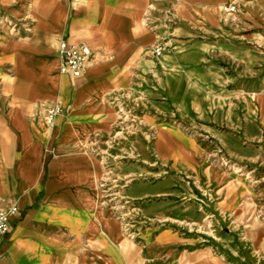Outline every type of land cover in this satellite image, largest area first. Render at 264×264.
Masks as SVG:
<instances>
[{
	"label": "crops",
	"instance_id": "crops-1",
	"mask_svg": "<svg viewBox=\"0 0 264 264\" xmlns=\"http://www.w3.org/2000/svg\"><path fill=\"white\" fill-rule=\"evenodd\" d=\"M62 39L91 49L82 78L61 73ZM160 44L168 47L155 55ZM260 70L264 0H0V207L15 198L20 208L0 239V264H243L240 231L257 227L245 216L264 212L246 200L264 192L214 160L213 144L264 160V145L242 148L222 129L264 132V79L249 84L256 91L244 121L237 102L246 94L229 90ZM56 99L65 111L49 129L39 113ZM147 103L209 133L201 143L159 126L162 164L190 180L132 183L135 169L122 164L105 176L108 154L141 147ZM165 190L187 199L192 223L211 217L216 234L176 228L168 215L141 232L130 198ZM253 245V264H264Z\"/></svg>",
	"mask_w": 264,
	"mask_h": 264
},
{
	"label": "rangeland",
	"instance_id": "rangeland-1",
	"mask_svg": "<svg viewBox=\"0 0 264 264\" xmlns=\"http://www.w3.org/2000/svg\"><path fill=\"white\" fill-rule=\"evenodd\" d=\"M153 49H155V47H153ZM240 78L243 80L240 81L238 85L230 86L229 90L239 89L242 90L243 94H246V97H242V99L237 102L240 115L244 121L249 108V103L247 100L248 98H253L256 91V88L251 87L249 84L253 81L264 79V70L258 71V74L256 75L242 76ZM245 80L248 81L244 82ZM149 85L151 87L153 86V84ZM142 99L143 96H141V100ZM152 101L153 100L150 98L149 102L152 103ZM147 104L149 107H144V105H141V128L138 132L140 134L139 136L141 137V147L139 149H135L132 146L130 148L124 147L125 150L119 149L117 153L113 152L108 154V161L105 163V176L109 174V177H114V175H116L115 170L119 169L118 166L122 164L124 167L135 169L129 172L133 175L132 178L128 179L132 183L141 182V184H155L159 180H163V176L176 179L177 182H185L190 180V174L184 170L181 171L174 169L171 165L172 162L168 163L167 165L162 164L164 160H162L160 156L159 147L157 145L160 136L159 126H161V124H165L175 127L178 132H182L186 136L197 137L201 143H203L205 140H208L206 134L209 135V133H205L206 131L201 130L200 127L192 126L190 120L183 119L179 114L172 115L170 113H163L151 107L150 103ZM222 129L224 132L230 133V135L236 140H239L242 148H259L264 145V132H261L260 135H257L255 138H251L244 134L245 132L243 127L235 130H231L226 127H222ZM211 139H213V137H211ZM213 146V149H215L214 160L221 161L228 169H231L233 172L239 175L248 177L249 181L256 182L254 187L257 193L261 191L264 192V160L258 163L247 160H239L229 156L221 144H213ZM218 147L222 148V150H220ZM128 177H130V175H128ZM139 187L144 189V187L141 185H139ZM253 192L254 191H252L251 194H253ZM11 199H13L14 202H11L10 204L18 206L16 199ZM2 200L6 199L3 198ZM130 200L132 201L130 205L131 207H141V216L139 218V223L141 222V232H144L147 228L157 229L156 227L158 224L162 223L164 220L166 223L170 222L169 220L172 218H158L159 215H168L175 218L172 220H175L174 224L176 225H174V227L176 228H182L184 231H187L185 226L191 227L192 225V230H194V232H197L196 230H201V232L205 234H216V231H213L214 225L210 221L211 217L209 220H205V217H201L198 219V223H192V216L188 213V211L185 210L184 206L187 202V199L185 197L174 195L168 190H165L160 194H141L140 198H136V200L130 198ZM246 201L250 203L252 208L255 210L258 205H264V195H262V198L259 200H253L249 198ZM250 205L248 204L247 207ZM35 207L38 206L36 205L34 208ZM247 213L248 215L245 216L246 221L253 224L257 222L255 223L257 224V227H255L253 230H248L247 234L246 232L240 231L242 238H244L241 239L243 244L241 245L240 256L243 258V264H253V244H256V246L259 245L257 249L264 255V228L260 227V224H264V212L259 211L258 214L253 215L249 214V211ZM130 223L128 224L129 226ZM183 224L184 227H181ZM167 227L169 226L167 225ZM126 236L130 235L127 234ZM69 237L71 238L72 235ZM245 237L249 238L247 243H245ZM254 237H258L259 240L255 241Z\"/></svg>",
	"mask_w": 264,
	"mask_h": 264
},
{
	"label": "built area",
	"instance_id": "built-area-1",
	"mask_svg": "<svg viewBox=\"0 0 264 264\" xmlns=\"http://www.w3.org/2000/svg\"><path fill=\"white\" fill-rule=\"evenodd\" d=\"M225 9L232 12L237 7L231 4L225 6ZM166 47H168L167 44H160L155 47L154 53L160 55ZM60 60L61 73H67L78 79L85 76L94 60V55L89 47L62 39L60 42ZM64 111L63 102L60 99L52 100L44 105L43 110L39 113V119L47 128L52 129L56 124V118ZM19 214L20 208L17 205L12 204L7 210L0 207V239L12 231V220Z\"/></svg>",
	"mask_w": 264,
	"mask_h": 264
}]
</instances>
